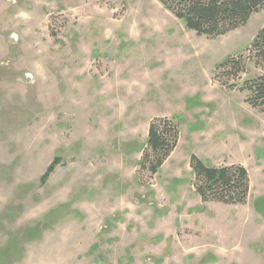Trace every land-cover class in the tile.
Here are the masks:
<instances>
[{
	"label": "rangeland",
	"instance_id": "rangeland-1",
	"mask_svg": "<svg viewBox=\"0 0 264 264\" xmlns=\"http://www.w3.org/2000/svg\"><path fill=\"white\" fill-rule=\"evenodd\" d=\"M262 27L264 6L209 36L159 0H0V264H264V109L216 78ZM155 117L180 134L150 176ZM193 154L243 165L246 202L203 201Z\"/></svg>",
	"mask_w": 264,
	"mask_h": 264
},
{
	"label": "trees",
	"instance_id": "trees-1",
	"mask_svg": "<svg viewBox=\"0 0 264 264\" xmlns=\"http://www.w3.org/2000/svg\"><path fill=\"white\" fill-rule=\"evenodd\" d=\"M186 26L199 34L223 35L244 25L251 15L264 6V0H159ZM248 55H229L220 63L216 78L230 89L247 91L246 101L255 108L264 109V27L258 30ZM252 61L258 74L240 83L241 75ZM180 130L166 117H155L149 122L146 146L139 161L140 171L153 176L162 168L174 151ZM61 159L56 157L46 168L40 181L45 183ZM190 166L194 187L203 201L215 200L227 204H243L250 192L249 173L240 164L209 165L192 155Z\"/></svg>",
	"mask_w": 264,
	"mask_h": 264
},
{
	"label": "bare ground",
	"instance_id": "bare-ground-1",
	"mask_svg": "<svg viewBox=\"0 0 264 264\" xmlns=\"http://www.w3.org/2000/svg\"><path fill=\"white\" fill-rule=\"evenodd\" d=\"M194 40V39H193ZM200 42H202V41H200ZM200 44V43H199ZM201 45H203V43H201ZM206 45V44H205ZM201 47V46H200ZM203 50V49H202Z\"/></svg>",
	"mask_w": 264,
	"mask_h": 264
}]
</instances>
